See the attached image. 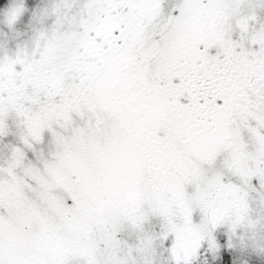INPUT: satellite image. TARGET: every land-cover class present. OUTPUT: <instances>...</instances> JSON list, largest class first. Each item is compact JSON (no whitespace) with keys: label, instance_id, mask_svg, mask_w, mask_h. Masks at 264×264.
I'll return each instance as SVG.
<instances>
[{"label":"snow or ice","instance_id":"snow-or-ice-1","mask_svg":"<svg viewBox=\"0 0 264 264\" xmlns=\"http://www.w3.org/2000/svg\"><path fill=\"white\" fill-rule=\"evenodd\" d=\"M0 24V264H264V0Z\"/></svg>","mask_w":264,"mask_h":264},{"label":"rangeland","instance_id":"rangeland-1","mask_svg":"<svg viewBox=\"0 0 264 264\" xmlns=\"http://www.w3.org/2000/svg\"><path fill=\"white\" fill-rule=\"evenodd\" d=\"M16 2H17V0H8V5L5 8H2L0 10V21L3 20L4 13L7 11V8L11 7V5L13 3H16ZM46 2H47V0H37L36 3L32 4L31 6H29L30 10H35V8L37 6H43V4L46 3ZM0 31H6V27L4 25H2V24H0ZM254 254L259 258L260 254L258 252L254 253Z\"/></svg>","mask_w":264,"mask_h":264},{"label":"trees","instance_id":"trees-1","mask_svg":"<svg viewBox=\"0 0 264 264\" xmlns=\"http://www.w3.org/2000/svg\"><path fill=\"white\" fill-rule=\"evenodd\" d=\"M37 1V0H36ZM26 3L31 6L33 4V0H26ZM1 10V9H0Z\"/></svg>","mask_w":264,"mask_h":264},{"label":"bare ground","instance_id":"bare-ground-1","mask_svg":"<svg viewBox=\"0 0 264 264\" xmlns=\"http://www.w3.org/2000/svg\"><path fill=\"white\" fill-rule=\"evenodd\" d=\"M37 2V1H36ZM34 4V3H33Z\"/></svg>","mask_w":264,"mask_h":264}]
</instances>
